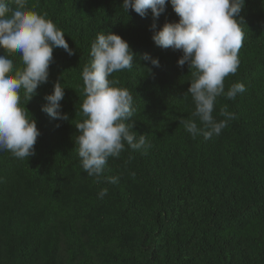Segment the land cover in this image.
<instances>
[{
    "label": "trees",
    "instance_id": "obj_1",
    "mask_svg": "<svg viewBox=\"0 0 264 264\" xmlns=\"http://www.w3.org/2000/svg\"><path fill=\"white\" fill-rule=\"evenodd\" d=\"M121 4L28 0L63 31L74 54L53 48L47 82L25 104L40 132L34 155L19 159L0 151V264H264V0H245L239 67L224 81L225 90L241 82L246 91L217 97L214 107L217 120L225 105L235 119L207 140L179 123L196 119L187 93L193 70L177 65L179 50L153 42L150 12L142 18ZM178 19L166 4L155 23ZM104 31L120 35L136 54L131 69L109 79L132 94L128 123L150 147L125 145L97 182L81 168L74 125L83 119L81 72ZM10 58L21 66L19 54ZM57 80L65 86L60 111L68 120L41 111ZM109 176L118 183H108ZM102 188L108 193L100 199Z\"/></svg>",
    "mask_w": 264,
    "mask_h": 264
},
{
    "label": "clouds",
    "instance_id": "obj_2",
    "mask_svg": "<svg viewBox=\"0 0 264 264\" xmlns=\"http://www.w3.org/2000/svg\"><path fill=\"white\" fill-rule=\"evenodd\" d=\"M10 7L0 0V151L7 150L19 159L34 155V145L40 135L35 119L25 104L36 94L38 87L47 82L49 65L53 60V48H62L68 55L69 47L62 30L44 15L28 7V0H13ZM245 0H122L121 8L129 9L140 17L149 12L153 42L164 49L179 50L182 55L177 65L187 64L192 69L187 93L194 103L191 113L196 119L179 121L195 138L205 140L220 135L222 129L235 119L225 105L219 111L223 119L213 116L217 97L227 99L246 91L241 82L232 83L225 90V77L235 74L239 67L238 51L244 40L241 12ZM170 4L179 17L175 22H164L157 28L155 21ZM13 54H19L21 66L16 67ZM90 62L81 72L84 98L80 104L83 119L75 123L78 135L75 139L80 165L90 177L100 182L109 157L118 158L125 145L133 150L147 151L150 144L143 134L133 130V96L125 87H118L112 74L131 69L136 55L126 40L113 32H99L90 46ZM142 59L159 67V59L142 54ZM60 80L53 84L51 93L45 94L46 103L41 111L50 118L68 120L60 111L64 98ZM21 91L24 103L21 104ZM131 129V130H130ZM110 184L118 183L117 176L106 178ZM108 193L102 188L98 197Z\"/></svg>",
    "mask_w": 264,
    "mask_h": 264
}]
</instances>
